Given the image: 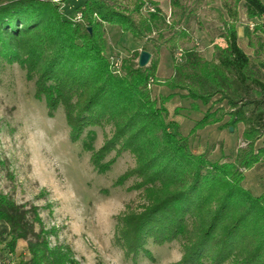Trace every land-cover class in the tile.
<instances>
[{
  "label": "trees",
  "instance_id": "trees-1",
  "mask_svg": "<svg viewBox=\"0 0 264 264\" xmlns=\"http://www.w3.org/2000/svg\"><path fill=\"white\" fill-rule=\"evenodd\" d=\"M58 1L62 7L53 0H0V61L17 64L34 82L35 96L44 101L50 117L63 110L70 138L77 140L91 127L111 129L99 149L94 150L91 139L82 144L95 172L105 174L124 152L136 159L135 167L113 185L135 178L131 190L141 191L145 203L138 212L126 208L116 219L117 247L133 259H150L148 243L181 241L184 255L174 264H264V196L244 190L239 173L264 155L255 149V142L264 137V80L238 46L234 23L225 24L224 46L215 47L211 62L192 49H181V62H174L172 76L162 84L170 92L158 103L147 89L152 77L148 68L112 73L103 37L104 25H110L142 42L163 21L160 10L155 7L144 18L139 17L140 0L129 14L116 7L121 0H84L67 14L70 0ZM233 1L243 3L247 19L259 22L254 30L264 35V2ZM78 12L82 22H73ZM167 29L168 37L161 34L152 40L155 49L173 47L186 36L183 29ZM175 94L203 106L212 97L226 102L233 111L230 123L246 127L247 148H241L233 162L206 167L204 157L187 149L176 123L167 119L165 103ZM213 116L206 111L199 125H207ZM36 212L0 193V237L6 240L0 246V264H12L20 240L26 242L29 258L18 264H79L69 247L50 245L48 237L55 232L43 230Z\"/></svg>",
  "mask_w": 264,
  "mask_h": 264
},
{
  "label": "rangeland",
  "instance_id": "rangeland-1",
  "mask_svg": "<svg viewBox=\"0 0 264 264\" xmlns=\"http://www.w3.org/2000/svg\"><path fill=\"white\" fill-rule=\"evenodd\" d=\"M136 1L139 0H121L116 7L129 14ZM140 1L143 5L139 17L145 18L147 12L143 6L149 4L160 10L163 21L157 22L142 42L134 41L130 34H121L116 26L104 25L105 56L118 58L121 63L119 74L112 72L114 75L138 68L140 53H149V62L143 67L152 74V83H148L147 89L151 98L160 103L170 92L162 84L173 74L176 50L192 49L203 60L211 62L215 47L224 46L225 24L232 21L238 46L248 56L253 70L264 80V35L254 28L250 30V24L255 26L259 22L247 19L242 2L174 0L176 5H173L171 0ZM83 3L84 0L66 1V13H73ZM59 4L62 7V3ZM227 8L235 12V16H230ZM134 18L137 20L138 16ZM173 26L183 29L186 36L173 47L164 44L155 49L152 40L161 34L168 37L167 28ZM225 103H219V97H212L208 105L203 106L200 102L183 101L176 94L165 103L167 119L176 123L178 137L193 155L204 157L206 167L210 163L233 162L235 154L241 148H247L246 127L242 123H230L233 111ZM46 109L44 101L35 96L34 82L26 79L19 66L0 61V193L16 205L35 208L43 230L55 232V236L48 237L50 245L57 243L69 247L79 264L179 262L184 255L181 241L162 245L148 243L146 249L150 259L143 255L133 259L117 247L116 219L126 208L138 212L145 203L141 191L131 190L138 182L135 178L119 187L113 185L118 176L135 167L136 159L131 153L124 152L105 174H98L89 164V154L82 144L91 139L94 150L99 149L105 135H111V129L91 127L74 140L70 138L63 110L58 108L50 117ZM206 111L214 116L201 127L199 122ZM262 141L264 137L255 142V149L264 153ZM114 156L113 152L104 162ZM259 157L260 160L250 168L239 169L241 187L255 197L264 196V155ZM31 217L28 214V218ZM2 230L0 225V232ZM38 231L39 226H35V233ZM5 243V237H0V246L4 247ZM13 251L12 264L29 258L25 241H18Z\"/></svg>",
  "mask_w": 264,
  "mask_h": 264
},
{
  "label": "built area",
  "instance_id": "built-area-1",
  "mask_svg": "<svg viewBox=\"0 0 264 264\" xmlns=\"http://www.w3.org/2000/svg\"><path fill=\"white\" fill-rule=\"evenodd\" d=\"M53 2H56L57 4H59L60 2L58 0H53ZM143 10L146 11L147 13L148 12H155L154 11V8L151 7V5L149 4H145L143 6ZM73 22H82V15L81 13H77L75 14L74 18H73ZM249 28L250 30H252L254 28V25L253 24H250L249 25ZM182 60V50L181 49H178L176 50L175 52V61L178 63V62H181ZM109 62H110V66H111V70L114 74H119V71H120V60L118 58H113V57H110L109 58ZM152 83V79L149 80V84Z\"/></svg>",
  "mask_w": 264,
  "mask_h": 264
},
{
  "label": "water",
  "instance_id": "water-1",
  "mask_svg": "<svg viewBox=\"0 0 264 264\" xmlns=\"http://www.w3.org/2000/svg\"><path fill=\"white\" fill-rule=\"evenodd\" d=\"M87 31L90 32V28H87ZM149 59H150L149 53L141 52L138 59V66L141 68L145 67L147 65L146 63L149 62ZM229 131L231 132L232 129L230 128Z\"/></svg>",
  "mask_w": 264,
  "mask_h": 264
},
{
  "label": "crops",
  "instance_id": "crops-1",
  "mask_svg": "<svg viewBox=\"0 0 264 264\" xmlns=\"http://www.w3.org/2000/svg\"><path fill=\"white\" fill-rule=\"evenodd\" d=\"M25 252H26V254H28L27 251H25ZM16 253H17V252H16Z\"/></svg>",
  "mask_w": 264,
  "mask_h": 264
}]
</instances>
